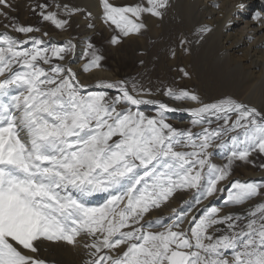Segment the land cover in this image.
<instances>
[{
	"label": "snow or ice",
	"instance_id": "obj_1",
	"mask_svg": "<svg viewBox=\"0 0 264 264\" xmlns=\"http://www.w3.org/2000/svg\"><path fill=\"white\" fill-rule=\"evenodd\" d=\"M101 6L103 21L118 32L111 42L120 44L141 34L146 16L163 19L170 0L123 6L101 0ZM37 7L58 29L80 11L63 5L67 18H60L48 5ZM12 8L0 0L6 28L25 37L0 34V264H46L36 255L44 240L82 246L85 264H264V202L241 213L204 205L198 215L174 208L168 223L145 219L180 190L194 189L193 203L203 204L222 190L236 162L264 154V112L232 97L204 103L188 90L167 88L168 97L198 105L188 109L201 128L193 132L173 127L165 113L177 109L144 99L151 91L135 84L98 82L116 89L114 96L85 92L77 72L61 63L75 47L71 41L46 46L32 35L40 28L10 16ZM253 19L264 25L262 13ZM211 32L207 25L196 29L199 40ZM180 44L190 51V40ZM87 49L84 71L99 69L102 55L92 43ZM141 105L159 111L149 116ZM225 137L232 146L217 165L209 149L224 148ZM231 186L226 207L264 201V183L235 180ZM97 193L108 199L92 206L87 198Z\"/></svg>",
	"mask_w": 264,
	"mask_h": 264
},
{
	"label": "bare ground",
	"instance_id": "obj_2",
	"mask_svg": "<svg viewBox=\"0 0 264 264\" xmlns=\"http://www.w3.org/2000/svg\"><path fill=\"white\" fill-rule=\"evenodd\" d=\"M110 2L117 6H123L138 3L140 0H110ZM256 2L259 3L258 8L261 9L254 12L252 18L249 19V15L255 10L254 6ZM217 4L219 7H216ZM55 5L61 6L56 8L62 15L65 12L63 5H67L69 8L80 9V11L75 12L69 18L70 25L72 26L79 24L85 27V23L88 21L85 20V17H89L88 14L91 13L94 16V20L103 25L106 34H109L111 37L118 34L113 26H109V24L103 21L101 0H57ZM257 12L264 15V0H170V8L163 19L146 16L145 23L147 27L142 30L141 34L123 39L125 40L124 43L130 45L138 56L147 54L152 59L160 55V50L164 51L173 47L174 52L177 51V53H175L172 59H176L179 56L184 60L187 68L194 73L192 75L197 76L198 80L196 84H200V89L203 90V93H215V101L223 96L232 97L264 112V25L253 19ZM75 19H77V22ZM201 25H207L212 28V32L206 34L204 39L199 40L196 29ZM171 27L175 28L177 34L180 35V39H178L179 47L169 43ZM2 33L19 37L6 27L0 28V34ZM84 33H86V30ZM68 34L69 32L51 33L46 36V39L50 38L53 41L64 42L69 39ZM160 36L162 39L151 48L149 40H155ZM83 37H86V35ZM19 38L25 37L20 36ZM182 38L191 41L189 45L190 51L185 52L181 47L180 41ZM84 44L85 42L81 45V42L74 41V51L65 59L64 63L71 66L77 72V78L80 83L86 86L85 92L113 91L119 94L116 89L97 87L100 81L112 82L115 74L111 71L109 72L102 68L84 71L83 63L86 58L84 54L85 49L83 50ZM120 45L117 44L116 48L120 47ZM172 53L164 55L170 57ZM186 80L192 83V80ZM143 98L169 104L170 107L177 109V111L168 112L169 115L182 121L194 118L188 109L198 106L196 102L189 100L172 101L167 97L164 100H158L153 99L152 95H144ZM205 99L204 101L207 100ZM148 106L158 107L157 105ZM245 176L259 179L264 177V171H247ZM226 186L228 184H223L222 188H226ZM219 198H216V203H219ZM89 200L92 206H99L106 202L103 195L98 198L96 196L88 197L87 201ZM209 200L210 198L207 202ZM260 202L264 201L258 198L244 206L227 207L225 210L241 213L245 208L252 207L254 204ZM38 243L40 244V248L36 255L46 258L50 248V241L44 240ZM59 243L66 245H62V248L67 251H74L73 248H76L75 250L78 251L83 250L82 246L74 247L60 241ZM58 245V243L53 244L54 247ZM85 262H78L77 264H85ZM67 264L72 263L68 261Z\"/></svg>",
	"mask_w": 264,
	"mask_h": 264
},
{
	"label": "rangeland",
	"instance_id": "obj_3",
	"mask_svg": "<svg viewBox=\"0 0 264 264\" xmlns=\"http://www.w3.org/2000/svg\"><path fill=\"white\" fill-rule=\"evenodd\" d=\"M9 2L13 6L11 10L6 9V11L9 12V15L17 18L18 21L24 25H31L40 28V32L33 33L32 35H35L36 37L43 39L46 42V46H51V44H56L58 46H66L69 41H71L72 44L74 41H78L81 42L82 45L85 42L84 44L85 48L83 46V50L85 49L84 52L86 53L88 51L87 44L92 43L95 46L97 53L99 55H102L103 57L100 68L109 72L111 71L113 74H115V78L112 80V82L126 81L129 86L135 84L138 90L141 89L145 91L150 90L151 91L150 95L153 96V99H158V100L161 99L164 100L167 97L172 101H177L165 95L166 89L172 88L174 91L188 90L192 93H195L200 97V99L204 103L206 102L210 103L215 101V93H207V94L203 93V90L200 89V84H196L198 80L197 76L192 75L194 73L187 68L186 63L181 57L178 56L176 59H172L174 57L173 53L170 57L164 55L174 52L173 47L171 49H165L164 51L160 50L159 51L160 55L153 57V59L147 54L143 55L142 53H140L143 56H138L133 51L130 45L124 43L125 41L124 39H122V42L120 43L121 44L120 47L116 48L117 44H113L111 42L112 37L109 34H106V30L103 27V25L100 22L94 20L93 15L90 16L88 15L89 17H85V20H88L87 21L88 24L86 22L85 27L84 25L80 26L79 24H78L79 26L78 25L72 26L70 25V21H69V26H67L64 29H58L51 22L44 21L42 19V17L39 14L41 8L37 7V5H48V8L46 9L47 11H55L58 13V16L60 18H67L65 12L64 15L58 12L55 5L57 0H9ZM254 7L255 10H253V13L249 15L248 17L249 19L252 18L254 12L261 9L258 8L259 7L258 2H256ZM75 21L77 22V19H75ZM75 21L74 23H76ZM9 22L10 21L7 20L5 17L0 16V28L6 27V25ZM89 25H92V27H89ZM85 30L86 33H84ZM170 31L171 33L169 35V43L177 45L179 47L178 39H180V35L177 34L176 29L173 27L170 28ZM13 32L17 34V36L23 37L22 34L16 33L15 31ZM45 32L48 33V35H50L51 33L69 32L68 34L69 39L64 42L53 41L50 40V38L46 39V36L42 35ZM84 35H86V37H83ZM161 39L162 38L160 36L155 40L153 39L149 40V46L152 48ZM175 53H177V51ZM70 54L71 53H69L66 56V58ZM56 62L57 61L55 60L53 61V63ZM88 62H89L88 58L86 57L83 63V67ZM61 63H64V61ZM181 70L187 71L189 73V76L187 77L184 76ZM186 79L192 80V83L188 82ZM107 92L109 93V95H113V96L119 95L118 93L113 91H107ZM224 97L226 96L219 97L218 99ZM204 99L206 101H204ZM182 101H188V100H182ZM140 108L145 112L146 115L149 116H156L159 111L158 107H152L148 105H141ZM165 115L167 117V121L177 129H181V130L188 129L193 132L201 131L200 126H194L192 123L195 118L186 119L182 121V120H178L177 118L175 119V117L169 115L168 112H166ZM215 126L216 123L214 122L212 127ZM229 135L231 136L234 134H229ZM224 140H225L224 148L213 147L209 149V151L212 152L211 160L213 163H216L217 165H222L223 163L226 162V155L228 154L227 150L232 146L229 137H225ZM216 143H219V141H217ZM179 150H189V149L181 148ZM250 161L251 162L248 163L239 162V161L236 162V164L233 167L232 175L229 177L230 180L228 179L229 181L226 180L221 182V185H219L218 187L222 188L223 184L224 185L228 184V186H226V188H222V190L217 192L214 197H210V200L208 202L207 200L209 198L204 200L203 204L197 205L193 203V198L195 196L194 189L180 190L176 192L175 196L169 201L168 204L162 206L159 209L153 210L148 216L145 217V219L151 221L159 220L162 223H168L171 220L175 219L174 214L172 212V209L174 208L177 210L184 209L186 210L187 213H191V214L194 213V215H198L202 211L204 205L217 206L224 210L227 207H238L232 205H228L226 207L227 196L230 192L233 191V188L231 186L233 181L240 180L241 182L250 181L256 183H264V177L256 179L245 176L247 171H254V172L264 171V168L260 167V164H264V154L253 153V155L250 157ZM101 195L104 196V200L108 199L107 193L105 194L97 193L94 194L93 196H96L98 198ZM218 197H220L219 203H216L215 200ZM258 198L259 197H257L255 200H257ZM87 202L90 204V200ZM189 205H191V207H189ZM188 226L189 225L187 223L183 224V227L185 228H187ZM153 227H159V225L153 224ZM54 243H58L59 245L54 247L53 246ZM62 245L63 244H60L59 241H50V246H49L50 248L48 250L46 258L44 256L43 257L39 255L38 256L44 259L46 261V264H67L68 261H70L72 264H77L78 262L87 261L88 256L84 248L82 251L75 250L76 248H73L74 251H67L64 248H62L63 246L66 245L63 246ZM80 252L81 253L84 252V253L81 255Z\"/></svg>",
	"mask_w": 264,
	"mask_h": 264
},
{
	"label": "water",
	"instance_id": "obj_4",
	"mask_svg": "<svg viewBox=\"0 0 264 264\" xmlns=\"http://www.w3.org/2000/svg\"><path fill=\"white\" fill-rule=\"evenodd\" d=\"M158 106V105H157Z\"/></svg>",
	"mask_w": 264,
	"mask_h": 264
}]
</instances>
